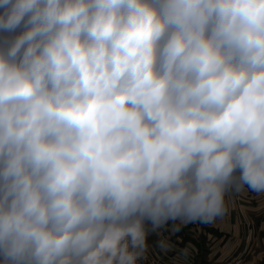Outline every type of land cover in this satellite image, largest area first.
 Masks as SVG:
<instances>
[{"label": "clouds", "instance_id": "9594fccd", "mask_svg": "<svg viewBox=\"0 0 264 264\" xmlns=\"http://www.w3.org/2000/svg\"><path fill=\"white\" fill-rule=\"evenodd\" d=\"M245 189L264 0H0V264H188Z\"/></svg>", "mask_w": 264, "mask_h": 264}, {"label": "crops", "instance_id": "0c3cea01", "mask_svg": "<svg viewBox=\"0 0 264 264\" xmlns=\"http://www.w3.org/2000/svg\"><path fill=\"white\" fill-rule=\"evenodd\" d=\"M228 215L211 225L189 224L173 236L179 247L194 246L188 264H264V194L245 189L231 196ZM149 237L150 245L158 239ZM175 252L167 255L153 248L151 256H158L164 264H172Z\"/></svg>", "mask_w": 264, "mask_h": 264}, {"label": "built area", "instance_id": "2783aa9c", "mask_svg": "<svg viewBox=\"0 0 264 264\" xmlns=\"http://www.w3.org/2000/svg\"><path fill=\"white\" fill-rule=\"evenodd\" d=\"M165 235H167V233H165ZM239 263H240V259L234 262V264H239ZM141 264H164V263L160 260L158 256H151L149 259L141 261Z\"/></svg>", "mask_w": 264, "mask_h": 264}]
</instances>
